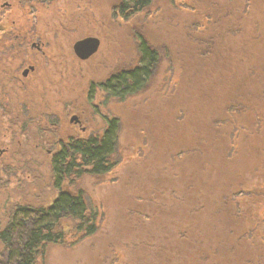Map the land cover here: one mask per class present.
<instances>
[{
    "label": "rangeland",
    "instance_id": "obj_1",
    "mask_svg": "<svg viewBox=\"0 0 264 264\" xmlns=\"http://www.w3.org/2000/svg\"><path fill=\"white\" fill-rule=\"evenodd\" d=\"M193 6L197 8L195 15L186 17L182 13L179 17L176 13L174 15L171 0H155L150 12L141 15L135 23L118 24V29L114 30L106 25L101 28L103 44L100 53L113 62L121 57L129 64L137 60L133 30L140 26L161 48L164 59L146 91L128 99L124 105L111 103L116 108L114 113H118L123 122L116 167L101 177L85 175L70 186L71 189L84 191L88 203L99 214L98 232L76 244L68 238V244L50 246L39 264H159L162 256L156 251L161 244L167 253L179 259L178 264H188L192 260L189 252L186 253L189 242L175 237L174 212L177 215L182 213L183 220L190 218L197 227L198 234L192 239L190 247L194 255L206 251L211 256L229 261L237 256L234 250L220 244V221L214 215L220 211V202L213 197L220 193V181L229 179L232 173L233 166L225 162L222 154L226 157L232 154L229 147L232 145L229 141L231 131L242 129L244 138L241 135L238 141L243 139L240 159L244 162L251 150L247 145L244 151L246 144L253 143L255 136L264 138V0H201ZM188 21L193 27L200 24L199 29L203 33L194 36ZM65 35L63 42L67 45L69 38ZM127 36L126 46L117 48L118 39ZM192 39H204V42L210 43L205 51L208 54L213 53L209 51L214 45L220 60V76L219 70L214 72L208 70L210 68L202 69L198 74L192 73V68L188 75L184 74L179 43L183 42L191 49ZM173 45L175 50L177 46L178 57L170 51ZM166 54L173 55V58ZM56 60L49 58L45 60V65L48 62L50 66L49 61ZM39 79L37 85L32 86L43 88L44 77ZM218 80L220 88L214 86L218 85ZM66 81L69 82L67 89H70L75 79ZM210 87L214 88L213 92L208 90L212 95L206 96L204 90ZM58 97H61L59 91L58 95L47 100L57 106ZM154 98L153 106L154 103L165 106L157 108L159 120L150 129L140 120ZM170 99L172 102L169 104ZM10 100L7 99V102ZM34 100L38 111L31 112L30 121L16 120L21 115L16 104L4 107L2 102L0 105V223L12 205L48 203L57 193L51 184L50 146L41 126L42 121H46V110L57 111V108L47 106L44 111L42 98L34 97ZM55 114L61 118L65 130L63 111L59 108ZM216 116L220 118V129L228 130L224 142L221 136L219 140L206 133L209 126L216 123V119L213 122ZM22 123H26L25 130L21 128ZM247 127H250L248 131L252 135H245L244 128ZM258 127L262 128L256 133ZM204 146L211 150L209 157ZM192 148L196 154L194 159H202L203 167L198 166L197 169L193 165L195 160L187 161L190 157L188 153H191L188 151ZM184 151L188 152L185 153L187 156ZM245 177L250 185L261 181L260 177L249 172L245 173ZM190 180L201 182L189 200L195 205L198 199L202 201L198 204L203 206L202 209L197 210L193 203L187 204L175 198L185 195L178 190H190L187 187ZM259 200L261 206L245 198L244 209L256 210L255 215L259 216L258 213L264 210L263 197ZM240 217L244 229L254 226H246L245 218ZM258 231L264 232V225ZM254 239L260 240L258 235ZM244 241L241 246L243 251L252 250L249 239ZM220 264L229 262L222 261Z\"/></svg>",
    "mask_w": 264,
    "mask_h": 264
},
{
    "label": "flooded vegetation",
    "instance_id": "obj_2",
    "mask_svg": "<svg viewBox=\"0 0 264 264\" xmlns=\"http://www.w3.org/2000/svg\"><path fill=\"white\" fill-rule=\"evenodd\" d=\"M199 1L201 2V0H171L174 15L175 13L178 14L179 17H182V13H185L186 17H188L187 15H195V12H197L195 10H197V8L193 10V3L196 2L198 4ZM154 2L155 0H151L148 6L143 10L137 11L133 9V7H130L129 0H0V105L2 102L4 107H8V105L12 103H14V105L18 104L20 108H26V114L29 116L32 114L31 112L34 113L38 111L37 105L34 102V97H40L42 98L41 103H43L44 111L47 106L51 108L56 107L57 111H59L60 108V110L63 111L66 121L64 124L65 130H63V124L61 125V118L55 114L57 112L56 110H46L48 112L45 117L46 121H42L43 124H41L45 139L50 146L48 149L50 160L55 153L62 151L63 147L69 146L73 142H89L92 140L101 142L113 125H117V130L119 132L117 141L119 146L123 122L122 117L118 115V113H114L116 108L115 106L113 107L112 104L119 106L118 103H122L124 105L128 103V99L146 91L153 83L154 77L164 58L161 48L149 38L146 30L140 26L133 30L137 60L133 64H129L125 62L126 59H124V57H121L119 60L113 62L100 53L103 44V38L100 35L101 28L106 25L109 29H118V24L124 26L129 22L135 23L141 15L150 12ZM189 24L192 28L190 32L194 36L203 33L199 29L201 27H193L191 22ZM65 34H67L69 38V43L67 45L63 42V38H66ZM54 35L58 37L55 38ZM90 38L98 39L99 46L95 53L84 58L77 51L76 44ZM128 40V36L127 38H119L116 47L119 48L121 45L126 46ZM144 40L147 41L150 49L156 54V62L150 70V75L147 78L148 80L145 81V79L135 92H114L111 87L114 79L119 75L128 74L130 71L142 65L143 49L141 45ZM204 41V39L201 41H194L192 39L191 49L189 45L180 42V55L177 53V46L176 50L175 45L170 48V51H174L176 56L178 57L179 55L180 60L184 62L183 72L185 75H188L189 70L192 68L191 72L195 74L200 73L202 69L210 68L208 70L214 72L219 70L220 76V60L217 57L218 53L214 50V45H212L209 51L214 54L205 52L207 46L210 47V43ZM194 46L195 48H193ZM166 55H169L168 57L171 56V59L173 58L171 54ZM49 58H57V60L55 62L49 61L50 66H48V62L47 65H45V60ZM115 63L117 64L113 65ZM57 67L59 71H57ZM68 71H70L71 74H66ZM81 75H83V78H81ZM40 77H44L42 81L43 88L32 86L37 85ZM66 79H75L70 89H67L69 82L66 81ZM214 86L220 88V80H218V85L214 84ZM208 90H212L211 92H213L214 88L210 87L204 90L206 96H211L212 94H210ZM58 91L61 93V97H58L59 101L57 102V106H53L47 99L48 97L58 95ZM9 98L11 100L7 102ZM12 100H15V102H12ZM113 101L114 103H112ZM154 101H156V98H154L152 102L150 101V104L146 107L145 111H143L142 120H140V122H144L145 126L150 127V129L153 128L152 126H156L159 120V118H157V108L161 109L165 106H163V103L160 106L156 105L158 103H154L153 106L152 103ZM170 101L171 99L168 102L169 104ZM150 109H155L156 111L154 110V113L150 114ZM218 116H220V114ZM218 116L213 117V122L216 119V123L214 122V126H209L206 133L218 137L219 140L221 136L224 142L228 130L223 128L220 129V118H217ZM240 125L239 127L243 128ZM249 128L250 127L244 128L246 132L245 135L247 136L252 135L248 131ZM261 128L262 127H258L257 130H255L256 133L257 131H261ZM241 131L242 129L239 131L238 129H233L231 131L232 136L230 137L232 138H230L229 141L232 145H229V147L232 149V154L226 157L225 154L222 153L225 162L231 163L233 169H231L232 173L229 179L225 178L220 181V193L213 197L214 200L217 199L220 202L222 208L220 211L221 213H223V210L227 208L228 205L235 204V202L231 200L233 194L243 190L247 193L245 196L248 195L246 197L247 200L251 201L254 205L255 203H259L260 206L262 205V202L259 200L260 197H263L264 200V180L262 179L264 178V138L255 136L253 138V143L248 142L246 144L244 151L247 145L251 150H249V157L244 162L240 159L242 157L241 149L244 144L243 139H241L242 144L241 141H238V137L240 138L242 135ZM242 138H244L243 135ZM204 147L209 157L211 155V150L208 146ZM193 149L194 148L189 149L188 152L191 153L184 151V154L188 153V156H190L187 161H190V159L196 161V163L193 161V165L198 169V166L203 167L202 159H194L196 154L194 155ZM115 162L117 165V160H115ZM247 172L251 175L256 174L261 178V181L255 185H250L245 177V173ZM85 175L97 177L91 172ZM84 176H82V178ZM193 184L194 182L190 180L189 186H187L190 190L188 191V188H186L184 192L178 190L185 195L175 198L180 200V202L193 203L189 200V197L195 193V187H197L198 184L201 185V182H195L196 186H193ZM191 188L193 189L191 190ZM199 198L201 199V197ZM201 202L202 201L198 199V204ZM221 213L220 236H222V239L220 238V244L223 245L222 247L234 250L237 255L235 259L231 261L223 258L221 259L229 262V264H232L231 262L234 264H264V251H258V248L264 246V243H262L264 241H255V239L254 242L248 241V244H250L253 249L243 251L241 246L245 238L239 240L238 236V233L245 231L241 225V217L230 216L229 219ZM173 215L176 221L175 224H173L175 237L177 239L184 238L187 241L190 240L192 226H194L190 218L183 220V218H181L182 214L179 212L178 217L175 212ZM245 223L247 225V222ZM248 223L252 224L251 221ZM184 229H189L191 232L185 235L181 234L180 231ZM233 230L234 232H231ZM224 234L227 236H224ZM256 243L258 246L253 245ZM192 244V242L187 244L189 248L186 251V253L189 252L188 255H191V257L192 252L190 247ZM160 246L161 248L157 249V251L155 250L156 252L160 254L165 253L169 256L173 255L172 253H166L165 247L162 244ZM161 256L162 255H160V257ZM249 258H252L250 260L252 262L248 263L247 260H249ZM190 262L191 261H189V263Z\"/></svg>",
    "mask_w": 264,
    "mask_h": 264
},
{
    "label": "trees",
    "instance_id": "obj_3",
    "mask_svg": "<svg viewBox=\"0 0 264 264\" xmlns=\"http://www.w3.org/2000/svg\"><path fill=\"white\" fill-rule=\"evenodd\" d=\"M150 2L151 0H129V5L140 11ZM195 9L196 7L193 6V10ZM148 45L146 40L142 42V65L128 74L119 75L112 81L111 87L114 92H135L145 79V81L148 80L150 70L156 62V54ZM20 111L21 115L16 120L18 122L30 121L26 108H20ZM25 124L22 123L23 130L26 129ZM118 136L117 125H113L101 142L97 140L73 142L54 154L50 160V176L51 184L57 193L48 203H16L8 209L0 223V264L5 262L8 264H39L46 257L50 246L68 244L70 242L68 238L76 244L98 232L99 214L89 205L84 191L71 189L70 186L90 172L101 177L113 170L116 165ZM193 186L196 184L194 183ZM246 194L244 190L234 193L231 200L235 202V206L228 205L223 213L220 212L222 210L220 206V211H216L214 215L219 221L220 213L229 219L230 216L242 215L247 222L246 226L251 225L249 221L254 226L238 233L239 240L248 238L249 241L254 242L255 236L258 235L260 240L264 241V232L258 231V228L264 225V210L258 213L259 216L255 215L256 210H245L243 202L248 196H245ZM194 206L197 210L203 207L195 204ZM215 226L218 228L217 225ZM190 232L189 229L180 231L184 235ZM256 232L258 233L255 235ZM191 233H193L191 239L188 238L190 240H186V243H190L198 234L196 225L192 226ZM204 235L206 234L203 233ZM253 245L258 246L257 243ZM258 251L263 252L264 246L258 248ZM161 255L159 264H178L179 259L175 258L176 256H169L165 253ZM191 258L188 264H220L223 261L221 257L211 256L210 252L206 251L199 255L197 252L195 255L192 253ZM251 259L249 258L247 262H252Z\"/></svg>",
    "mask_w": 264,
    "mask_h": 264
},
{
    "label": "water",
    "instance_id": "obj_4",
    "mask_svg": "<svg viewBox=\"0 0 264 264\" xmlns=\"http://www.w3.org/2000/svg\"><path fill=\"white\" fill-rule=\"evenodd\" d=\"M99 46V40L90 38L83 41H80L76 44L77 51L83 56L84 58L92 55L95 53Z\"/></svg>",
    "mask_w": 264,
    "mask_h": 264
}]
</instances>
